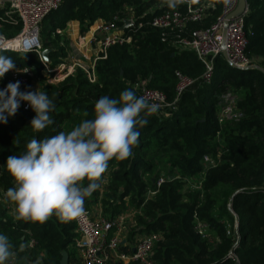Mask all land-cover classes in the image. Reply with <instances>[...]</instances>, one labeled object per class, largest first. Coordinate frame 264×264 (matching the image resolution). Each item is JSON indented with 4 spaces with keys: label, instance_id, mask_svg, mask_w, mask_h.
Instances as JSON below:
<instances>
[{
    "label": "trees",
    "instance_id": "1",
    "mask_svg": "<svg viewBox=\"0 0 264 264\" xmlns=\"http://www.w3.org/2000/svg\"><path fill=\"white\" fill-rule=\"evenodd\" d=\"M190 1L194 7L206 2L212 7L202 22L189 24L182 36L215 23L223 3ZM246 5L245 54L260 70L230 68L219 56L209 83L203 79L205 70L196 56L179 53L171 45L174 34L166 33L163 39L161 31L151 25V19L164 11L184 13L186 5L182 1L172 9L165 0H64L44 19L40 34L43 49L49 50L51 67L65 58L56 32L69 21L89 26L98 20L122 27L131 18L133 24L124 27L127 41L110 47L105 58L96 61L95 83H90L80 70L57 85L43 82L40 90H45L55 104L50 113L52 125L39 132L33 130L30 121L35 114L24 112L21 106L6 124H0V232L13 246L12 264H59L63 252L68 255V264L81 263L75 249L78 234L73 221H62L55 214L44 223L17 219L15 206L4 202L3 193L14 185L4 167L7 157L22 154L33 138L42 140L70 131L81 120L92 118L98 98H116L123 89H134L143 80L148 88L173 102L176 72L191 84L172 108L149 116L148 124L138 129L139 143L132 156L109 161L103 174V196L100 198L99 190L94 192L85 199L86 207H97L108 220L140 209L153 181L166 172L175 180L163 184L146 201L141 214L126 222V240L134 242L140 235L159 233L161 240L153 248L154 264H264V0H246ZM18 29L2 24L0 33L10 37ZM0 54L10 56L15 69L32 67L37 74L42 70L36 53ZM227 91L237 97L242 117L220 123L219 97ZM204 157H209V163ZM186 179L200 183V190L189 189L183 182ZM218 185L230 189L231 208L229 212L228 200L225 213L231 230L213 214L214 201L209 192ZM194 216L208 226L210 238L202 239L197 234ZM118 251L129 254L131 249L121 245ZM231 252L235 258L229 256ZM108 264L122 263L112 257Z\"/></svg>",
    "mask_w": 264,
    "mask_h": 264
},
{
    "label": "built area",
    "instance_id": "2",
    "mask_svg": "<svg viewBox=\"0 0 264 264\" xmlns=\"http://www.w3.org/2000/svg\"><path fill=\"white\" fill-rule=\"evenodd\" d=\"M64 0H0V26L2 24L19 27L14 35L7 37L0 34V52H13L18 55L28 53H36L42 70L39 72L38 82L34 68L15 69L7 78L6 83L20 82L19 91H36L46 85H57L62 83L66 78L80 70L84 73L90 83L96 82L95 63L99 59L105 58L106 50L115 45L124 44L127 39L124 36V27L132 26L133 20L129 18L124 21V26L115 27L112 23L104 24L98 21L95 31L88 34L86 40L84 37L78 40L79 50L86 44L90 48L98 50L94 52L91 61L86 64L76 62L71 66L64 63L51 67L48 61H44L41 53L44 51L41 43L40 28L44 19L53 11H56ZM186 5L184 13L180 11H164L151 19V25L155 29L161 31L162 38L169 34L173 35L171 42L172 47L176 48L179 53L191 52L197 60L202 64L205 72L203 79L206 83L211 81L215 59L222 57V32L228 15L233 13L237 7L238 0H223L221 13L217 17L215 23L206 29L194 30L188 36H182L181 33L189 24L200 23L206 17L207 12L212 7L211 2L202 3L198 6H192L190 0H180ZM248 13V8L244 10L242 15L227 21L225 27V51L229 62L236 67L249 68L250 60L246 57L245 50L247 47V37L245 31L244 19ZM96 23V22H95ZM86 33V32H85ZM87 34V33H86ZM100 37V38H99ZM166 40V39H165ZM76 45V46H77ZM62 47V46H61ZM83 59V54L79 53ZM223 58V57H222ZM177 85L175 89V99L169 103L161 92L152 90L147 87L146 81L143 80L135 85L134 89L138 95H144L151 102L160 104L159 112L164 109H170L183 93V91L191 84V81L181 75L175 73ZM2 82L0 88L2 89ZM220 104L218 110V120L220 123L227 121H237L242 115L237 110V100L231 91L223 93L219 97ZM21 109L24 112L34 113L26 102H21ZM35 114V113H34ZM204 162L209 163V157L203 158ZM174 177H169L166 173H162L153 181V187L146 191L144 201L140 209L129 210L114 219H105L101 216L100 210L96 208H88L84 203L85 213L76 218L73 223L76 226L78 239L75 241V249L81 264H108L110 259L114 257L122 264L139 263L154 264L152 255L153 248L156 243L161 240L158 234H145L136 237L134 242L126 240L127 234L126 222L141 214L142 207L147 200L152 199L161 186L165 183L174 181ZM106 179H103L102 187L99 190L100 198L103 196V187ZM200 183H196L194 188L200 190ZM6 207L11 209V205ZM231 208V203L227 205ZM195 230L202 239H208V226L194 216ZM234 229L237 225H233ZM33 245V241L29 242V246ZM123 245L131 249L129 254L120 253L119 246ZM235 258L232 252L229 255ZM15 259H11L12 264Z\"/></svg>",
    "mask_w": 264,
    "mask_h": 264
},
{
    "label": "clouds",
    "instance_id": "3",
    "mask_svg": "<svg viewBox=\"0 0 264 264\" xmlns=\"http://www.w3.org/2000/svg\"><path fill=\"white\" fill-rule=\"evenodd\" d=\"M165 2L174 9L180 0ZM15 67L10 56L0 54V80ZM19 88L17 81L0 89V124H6L21 102H26L35 113L30 121L33 130L52 125L50 113L55 104L48 93L38 89L21 92ZM160 107L133 88L123 89L116 98L101 96L92 118L81 120L70 131L42 140L33 138L22 154L7 157L4 167L14 185L3 193L4 202L15 206L17 219L30 222L44 223L53 214L65 222L81 217L86 211L85 199L101 189L109 161L133 155L139 143L138 129ZM14 255L9 237L0 232V264H8Z\"/></svg>",
    "mask_w": 264,
    "mask_h": 264
},
{
    "label": "rangeland",
    "instance_id": "4",
    "mask_svg": "<svg viewBox=\"0 0 264 264\" xmlns=\"http://www.w3.org/2000/svg\"><path fill=\"white\" fill-rule=\"evenodd\" d=\"M97 21V20H96ZM95 21V22H96ZM78 23V26H79V30L80 29H84L83 32H86L88 34H91L92 32L95 31V27L97 26L96 24L97 23H93L91 25H86V24H83L82 26L80 25V23L78 21H76ZM68 23H66L64 29L62 30H57L56 34H59L60 37H61V48L64 50V54H65V58L64 60L61 62V63H64V65L66 66H71L72 64L76 63L77 61L82 63V64H86V63H89V61H91V58L94 54V52H97L98 50H93L95 48H89L88 47V52L89 54H91L90 56L88 55L87 57L89 59H83V57L79 54L81 52H83L81 50V52L77 49H75V47L73 45H71V42H70V39L69 37L71 36H74V34L76 33V29L72 30L70 27L68 28V31L66 32L69 36L65 37V29L67 27ZM74 33V34H72ZM2 34V33H0ZM40 39H41V43H42V37L41 34L39 35ZM74 39V37H73ZM250 65L251 67H258L257 64H252L250 62ZM223 68H225V66H223ZM13 70H9L7 73H5L4 77H3V82H2V89L7 85L6 81H7V78L9 77V75L11 74ZM36 73V78L38 79V76H40V73L37 74L38 72L35 71ZM42 80L38 79V82H41ZM234 95V94H233ZM235 97V95H234ZM236 100H237V97H235ZM164 170H166L168 172V167H164ZM166 173V172H165ZM183 182H187V185L189 187V189H194V185L196 184V182L194 181H191L189 179H186V181H183ZM210 195L212 197V200L214 201V206H213V214L218 217L220 219V221L222 220L226 225H227V229L228 230H231V227L229 226V220H228V217H227V214L225 213V206H226V202L229 200V203L230 201L232 200V198H229V193H230V189L228 186H225V185H218L216 186L215 188H213L212 190H210ZM228 204V203H227ZM228 209V208H227ZM229 212H230V209H228Z\"/></svg>",
    "mask_w": 264,
    "mask_h": 264
},
{
    "label": "water",
    "instance_id": "5",
    "mask_svg": "<svg viewBox=\"0 0 264 264\" xmlns=\"http://www.w3.org/2000/svg\"><path fill=\"white\" fill-rule=\"evenodd\" d=\"M163 1L164 0H160L161 3ZM246 8H247L246 0H238V4H237V7H236L235 11L227 16L226 22L224 24V29H223V32H222V47H221L222 51H221V53H222L223 60L225 61L227 66H229L230 68H233V69H236V70H243V71L244 70H248V69H258V70H260L258 67L241 68V67L234 66L231 62H229V59H228L226 51H225V27L227 26V21L242 15V13L244 12V10ZM48 53H49V50H44L41 53V57H42V59L45 62L48 61ZM59 264H68V255H67L66 252H63L61 254V260H60Z\"/></svg>",
    "mask_w": 264,
    "mask_h": 264
},
{
    "label": "crops",
    "instance_id": "6",
    "mask_svg": "<svg viewBox=\"0 0 264 264\" xmlns=\"http://www.w3.org/2000/svg\"><path fill=\"white\" fill-rule=\"evenodd\" d=\"M96 23H98V20L96 21ZM71 28L72 30H74V29H76V33L74 34V33H72V34H74V36H70L69 37V39H70V42H71V45H73L74 47H75V49H77V50H79L78 48H79V46L77 45V44H79L78 42V40H80V38H82V37H84V40H86V38L88 37V33L86 34L85 32H83V31H81V29L79 30V26H78V23L76 22V21H69L68 22V25H67V27H66V29H65V31H64V33H65V37H67V36H69L66 32L68 31V28ZM73 37H74V39H73ZM86 37V38H85ZM77 45V46H76ZM78 47V48H77ZM90 48V47H89ZM83 49V50H82ZM81 50L83 51V52H81ZM81 50H79L80 52H81V54H83L84 56H86L85 58H88L87 56L89 55H91V54H89V52H88V46H86V44L84 45V47H82L81 48ZM94 50V49H93ZM95 51V50H94ZM90 58V57H89Z\"/></svg>",
    "mask_w": 264,
    "mask_h": 264
}]
</instances>
